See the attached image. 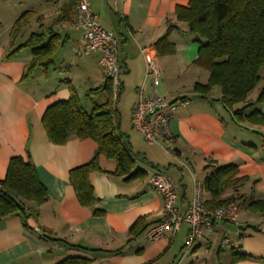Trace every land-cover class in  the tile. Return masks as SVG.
Returning a JSON list of instances; mask_svg holds the SVG:
<instances>
[{
    "label": "crops",
    "instance_id": "crops-1",
    "mask_svg": "<svg viewBox=\"0 0 264 264\" xmlns=\"http://www.w3.org/2000/svg\"><path fill=\"white\" fill-rule=\"evenodd\" d=\"M53 2L54 5L48 2L42 11L25 10L34 13L28 25L34 20L43 30L47 14L51 15L50 28L60 34L64 43L72 39L75 53L81 47V32L73 26L75 17L70 22H58L62 1ZM189 2L91 0L100 15V24L115 31L120 39L121 85L115 120L135 158L134 170H143L126 180L112 173L113 160L101 156L103 170L89 175L96 199L93 206L80 202L70 170L90 160L97 143L91 138L73 137L64 144H55L48 137L42 117L49 105L70 97L65 79L76 89L78 79L85 96L90 89L105 85L107 76L99 61L100 52L75 53L79 62L74 69L69 67L75 62L69 63L67 71L61 65L59 72L38 67L32 76L24 78L33 55L22 44L31 34L23 35L28 25L14 32V23L21 14H14L7 22L0 4V180L5 178L13 156L27 158L29 154L49 195L42 204L22 200L29 217L14 214L0 220V264H58L74 257L86 259V264H264V212L247 207L251 201L264 199V126L238 121L234 110L246 103L227 107L219 86L207 93L194 89L196 83L206 84L210 73L195 63L199 52L197 35L175 14L178 6ZM170 25L168 41L157 44ZM148 52L161 71L158 85L145 82L144 55ZM263 84L264 81L250 93L248 102L256 100ZM144 85L146 95L190 100V104L172 111L173 137L161 138L164 145L146 142L132 126V109ZM93 96L97 103L107 98L105 91ZM91 106L88 103L87 107ZM255 108L264 112V99L245 113ZM167 148L178 158L170 155ZM227 164L237 166L235 178L245 179L227 187L218 197H237L236 222L216 221L213 230L206 231L190 250L186 249L187 224L176 232L168 229L158 239L147 238V230L165 212L164 197L150 183L156 171L166 173L174 182L185 210L193 197L194 178L205 180ZM204 197L206 201L211 198L206 189ZM141 217L146 218L147 228L130 239L129 229Z\"/></svg>",
    "mask_w": 264,
    "mask_h": 264
},
{
    "label": "trees",
    "instance_id": "trees-1",
    "mask_svg": "<svg viewBox=\"0 0 264 264\" xmlns=\"http://www.w3.org/2000/svg\"><path fill=\"white\" fill-rule=\"evenodd\" d=\"M61 1L57 21H73L80 0ZM175 14L178 20L186 22L189 30L197 35L199 52L195 63L210 73L208 82L196 83L194 89L207 93L213 86H219L222 90L221 100L227 107L232 108L240 102L246 103L234 110L238 121L264 126V112L260 109L255 108L245 113L250 106L264 99L263 84L256 100L248 102L250 93L264 81V0H190L187 6H178ZM33 15V11L22 13L14 23L13 31L17 32L28 25ZM171 27L172 25L158 39L157 44L168 41ZM63 44L60 34L52 28L47 32L31 33L22 44L29 47L33 55L24 78L32 76L38 67L48 70L55 63L54 55ZM64 82L69 85L70 97L49 105L42 122L50 141L55 144H64L73 137L91 138L97 143V150L90 160L70 170V180L80 202L93 206L96 199L89 175L94 170H103L100 166L101 156L113 160L115 169L112 173L125 176L126 180L134 178L143 170H134L135 158L123 141L115 120V102L120 89L115 88L113 80L107 77L104 86L87 92L91 108L84 105L70 80L65 79ZM100 91L106 92L107 98L103 103H97L93 99V95ZM236 173L237 166L227 164L205 178V188L211 194V198L206 201L208 207L214 209L237 199L236 196L218 199L224 189L245 180L235 178ZM48 197L47 188L39 179L31 156H13L5 178L0 180V220L14 214L27 218L30 214L22 200L42 204ZM247 207L264 212V199L251 201ZM145 220V217H141L130 227V239L146 230ZM86 263V259L74 257L58 264Z\"/></svg>",
    "mask_w": 264,
    "mask_h": 264
},
{
    "label": "built area",
    "instance_id": "built-area-1",
    "mask_svg": "<svg viewBox=\"0 0 264 264\" xmlns=\"http://www.w3.org/2000/svg\"><path fill=\"white\" fill-rule=\"evenodd\" d=\"M73 26L81 32V47L75 50L78 55H89L100 52V64L103 66L106 76L111 78L116 86L121 85V44L118 34L104 28L100 24V15L93 9L91 0H80L76 7ZM146 78L155 85L161 79V71L151 53H145ZM145 85L140 88L139 98L135 102L131 121L135 130L141 133L144 140L150 144L163 145L161 138L170 139L173 133L170 128L172 111L190 104L185 98L171 99L160 94L146 95ZM170 155L178 158L176 153L169 148L166 149ZM151 186L165 199V212L163 218L151 226L146 236L149 240H155L164 236L168 229L176 232L183 224L189 226L187 233L186 249L190 250L194 243L201 238L206 231L214 228L216 221L228 220L236 222L239 206L232 201L227 204L210 208L206 204L205 181L194 178L193 197L187 207L181 208V197L179 191L171 178L162 171H156L150 179ZM41 231L40 228L34 227Z\"/></svg>",
    "mask_w": 264,
    "mask_h": 264
},
{
    "label": "rangeland",
    "instance_id": "rangeland-1",
    "mask_svg": "<svg viewBox=\"0 0 264 264\" xmlns=\"http://www.w3.org/2000/svg\"><path fill=\"white\" fill-rule=\"evenodd\" d=\"M49 2L52 5H54L53 0H5L4 2L0 3L1 6L3 5L2 12L5 13L6 21H10L12 19V16L16 13L22 14L23 11L29 10V9H36L38 11H42L43 9H46V4ZM48 15V21L46 22V27H44L43 30H41V26L39 25L40 22L32 21L23 31V35H30L33 32L38 31H49L48 29L53 26L52 21L53 18L51 15ZM5 21V22H6ZM3 26V25H2ZM76 34V33H75ZM64 38V36H63ZM72 40V39H71ZM71 40H66V42L59 48V50L54 55V58L56 60L55 65H52L48 70L50 72H59L58 66H62L64 70H66V67L69 65L70 62H75L73 66H70L69 69H74L77 63L79 62V59L77 58L78 55H76L73 51V48H71ZM76 45V44H75ZM73 51V52H72ZM64 63V64H63ZM67 71V70H66ZM262 73H264V66L262 67ZM75 85L77 87L78 93L81 96L82 102L84 105L88 106V103H91V100L89 97L85 96L83 93L82 87L80 86V82L78 79H75ZM93 99H96V96H93ZM164 145V144H163Z\"/></svg>",
    "mask_w": 264,
    "mask_h": 264
}]
</instances>
